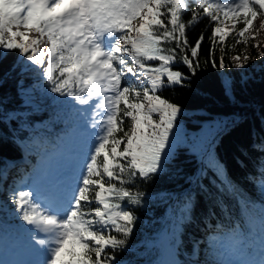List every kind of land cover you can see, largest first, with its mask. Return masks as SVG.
Wrapping results in <instances>:
<instances>
[{
  "label": "snow or ice",
  "instance_id": "6c2138e0",
  "mask_svg": "<svg viewBox=\"0 0 264 264\" xmlns=\"http://www.w3.org/2000/svg\"><path fill=\"white\" fill-rule=\"evenodd\" d=\"M205 18L214 25L205 63L220 71L240 70L238 80L232 75L221 78L224 95L240 105L237 84L247 91L257 81L256 73L264 72V64L249 67L247 55L233 56L232 64H226L224 42L234 34L232 48L241 43L247 47L249 39L256 41L253 47L261 48L256 38L264 31V0H0V61L10 52L19 53L0 75V84L19 77L17 97L24 106L6 108L10 97L0 98V124L8 128L17 146L24 140L42 145L39 129L25 112L39 104L32 93L42 89L38 95L57 94L52 102L69 128L66 139L54 149L45 148L47 163L20 181L8 184L16 164L0 158V193L7 194L0 200V264H124L116 252L126 248L136 228L139 218L134 207L144 203L145 193L137 180L157 176L182 180L187 188L179 194L158 193L173 202L169 206L177 225L169 233L168 258L149 264H200L179 258V229L194 221L198 196L205 202L215 198L222 210L226 200H235L249 220L247 228L243 224L232 228L243 233L244 239L236 236L240 242L225 252L227 259L204 264H264V200L258 202L260 214L253 217L256 202L240 204L238 185L228 177L215 151L226 132L247 121L248 113L209 116L198 135L187 137L180 119L185 110L160 94L195 82L205 37L201 32L190 44L187 31ZM225 21H231L232 27ZM241 22L244 27L236 32ZM249 29L254 30L246 36ZM258 56L264 58V50ZM179 66L186 67L187 73L179 71ZM28 73L49 87H25ZM198 89L199 85L193 89L194 95L202 94ZM251 113L260 129H251L250 148L264 157V103L253 106ZM13 123L15 127H9ZM7 139L8 133L0 131V141ZM182 145L191 154L183 159L197 161L190 173L177 163L182 158L177 148ZM241 152L247 154L246 149ZM257 222L259 231L249 244L247 236ZM41 234L45 238L37 240ZM197 255L193 244L190 256Z\"/></svg>",
  "mask_w": 264,
  "mask_h": 264
},
{
  "label": "trees",
  "instance_id": "16d2710c",
  "mask_svg": "<svg viewBox=\"0 0 264 264\" xmlns=\"http://www.w3.org/2000/svg\"><path fill=\"white\" fill-rule=\"evenodd\" d=\"M191 7H195V4H192ZM190 15L191 12L189 11V13L184 15L183 19L187 21ZM213 27L214 25L210 24L208 19L205 18L187 31V38L190 44L195 43L201 32L204 33L205 37L199 55L201 66L197 70L196 77L193 78L195 82L188 87L175 85L160 94L171 102L179 104L185 110L186 114L180 119L182 121L183 134L187 137L198 135L201 125L206 122L209 116L229 115L233 112L248 113L249 118L247 121L226 132L220 139L215 151L219 160L225 166L228 177L238 185L237 194L243 197L240 200V204H244L245 201L256 202L252 204V216L255 217L260 214V204L258 202L264 200V175L261 174L264 172V168H261V164L264 163V157H261L259 153L250 148L252 143L251 129L255 128L258 131L260 129L259 120L252 116L251 109L253 106H259L264 103V79H260L261 76H264V72L256 73L257 81L251 82L247 91L241 90L239 84H237V98L241 99L242 103L240 105L233 104L224 95L221 78L232 75L238 80L240 70L231 67L220 71L212 68L210 62L205 63L208 49L211 46L210 38ZM243 27L242 22L238 23L237 28ZM235 40L236 37L233 34L224 42L223 55L226 64H232L231 57L237 55L241 57L244 55L249 56V67L264 64V58L258 56V51L264 50L263 48L258 50L251 44L245 47L243 43L232 48L231 46L235 44ZM217 41H219L218 37ZM170 46L174 45H165V47ZM18 55V52L13 51L8 53L6 60L0 61V75L11 67L13 60ZM220 55L218 43L215 52L217 63ZM149 63L155 65L158 62L152 61ZM174 70H177V68L174 67ZM178 70L187 73V68L184 66H179ZM17 79L19 77L14 75V78H10L6 83L0 84V98L4 96L10 97V102L5 105L6 108L24 107L21 103V98L17 97ZM24 85H43L45 89L49 87L42 79L31 73L25 75ZM198 85V90L202 94L194 95L193 89L197 88ZM36 91L41 107H33L34 110L25 108L29 122L39 129L38 134L43 142L42 145L38 146V153L33 156V161H38L41 157H44L45 148L54 149L62 139H65V133L69 131L68 123L63 118V113L52 102V97L57 94L51 93L48 96H41L38 94L42 89H37ZM39 123H45L44 127L43 125H41L42 127L37 126ZM128 126L129 124L126 120L124 127L127 128ZM9 127H15V123ZM0 131L8 133L7 141H0V158L7 157L9 160H15L23 156V144L28 141L24 140L20 146H17V144L12 143V134L3 124H0ZM241 149H246L247 154H243ZM177 152L181 153L182 156L177 163L186 172L194 171L197 167V161L195 159H183L184 155L191 156L190 153H186L183 145L177 148ZM238 159L243 161V167L238 162ZM250 174L251 179H249ZM137 184L139 190L145 193L144 203L142 206L134 207L135 214L139 219L136 228L128 239L126 248L116 252L117 259L124 258V264H128L129 261H131V264H149L150 261L155 262L164 259L163 250L165 243L161 235L164 232H171L176 229L177 219L173 215V209L169 206L173 202L161 199L158 193L169 191L179 194L183 188H187V185L182 180L170 181L167 177L160 176L153 177L148 181L137 180ZM213 191L215 190L213 189ZM214 199L205 202L202 197L198 196L194 209V221L183 225L179 229L182 241L181 255L179 257L181 260H185V257H188L189 260H198L200 264H204L205 261L218 260L213 251V249L216 250L217 246L213 247L215 242L212 243V239L218 234L226 235L227 237L239 235L240 239L244 238L243 233H234L232 228L235 226L239 229L241 224L247 228L249 226L248 213H241L240 207L235 200H226V207L222 210L215 205ZM92 206L94 207L95 205ZM15 223L23 222L16 221ZM252 227L253 233L259 231L258 222ZM193 244L196 245L198 253L196 257L190 256Z\"/></svg>",
  "mask_w": 264,
  "mask_h": 264
},
{
  "label": "rangeland",
  "instance_id": "374dc122",
  "mask_svg": "<svg viewBox=\"0 0 264 264\" xmlns=\"http://www.w3.org/2000/svg\"><path fill=\"white\" fill-rule=\"evenodd\" d=\"M260 19H261V18H258L257 21L254 22V26H255V28H258V27H259ZM225 25H226L228 28H231V27H232V22H231V21H225ZM225 25H222V27L225 26ZM237 25H238V24H237ZM237 25H236V29H235L236 32H238V31L241 29V28H240V29L237 28ZM253 30H254V29H249V33H246V36H249ZM256 39L260 41V43H261V48L264 49V31H262V32L260 33V35L257 36ZM254 43H256L255 40H251V39H249L247 45H248V44L253 45ZM243 44H244V43H243ZM244 45H245V44H244ZM261 48H260V49H261ZM32 86H33V85H32ZM32 86H25V87L31 89ZM32 94H33L34 96H37V91H34ZM32 107H34V108H39V107H41V104H40V102H39L38 105H33ZM41 125H45V123H41V124L39 123L37 126H41ZM41 127H42V126H41ZM26 144L28 145L27 147H31V146H33V147H34V150H36V147L38 146V145H35V144H30L29 142H27ZM29 149H30V148H29ZM2 196H3V197L5 196L4 193L2 194ZM1 199L4 200V199H6V198L4 197V198H1ZM232 248H233V246H228V245H223V246H221V248H220L219 251H218V253H219V254H218V259H227L228 256L225 255V252H228V251H229L230 249H232ZM233 258H235V257H233Z\"/></svg>",
  "mask_w": 264,
  "mask_h": 264
},
{
  "label": "bare ground",
  "instance_id": "6f19581e",
  "mask_svg": "<svg viewBox=\"0 0 264 264\" xmlns=\"http://www.w3.org/2000/svg\"><path fill=\"white\" fill-rule=\"evenodd\" d=\"M43 127H44V125H43ZM27 146H28V145L26 144L23 148H25V150H27V149L30 150L29 148H31V147H27ZM10 174H14L13 171L10 172Z\"/></svg>",
  "mask_w": 264,
  "mask_h": 264
}]
</instances>
